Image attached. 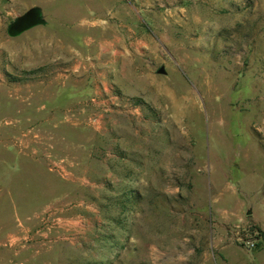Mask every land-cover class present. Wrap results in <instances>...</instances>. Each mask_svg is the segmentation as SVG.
Instances as JSON below:
<instances>
[{
  "label": "rangeland",
  "instance_id": "rangeland-1",
  "mask_svg": "<svg viewBox=\"0 0 264 264\" xmlns=\"http://www.w3.org/2000/svg\"><path fill=\"white\" fill-rule=\"evenodd\" d=\"M255 230L264 0H0V264H264Z\"/></svg>",
  "mask_w": 264,
  "mask_h": 264
},
{
  "label": "water",
  "instance_id": "water-1",
  "mask_svg": "<svg viewBox=\"0 0 264 264\" xmlns=\"http://www.w3.org/2000/svg\"><path fill=\"white\" fill-rule=\"evenodd\" d=\"M9 3H13L18 0H6ZM44 24L41 19V13L38 9H32L25 12L23 15L17 17L13 22L9 24L6 29L7 36L10 38H16L25 31Z\"/></svg>",
  "mask_w": 264,
  "mask_h": 264
},
{
  "label": "trees",
  "instance_id": "trees-1",
  "mask_svg": "<svg viewBox=\"0 0 264 264\" xmlns=\"http://www.w3.org/2000/svg\"><path fill=\"white\" fill-rule=\"evenodd\" d=\"M255 231H257V230H255ZM257 233H258V237L260 239H262V241L264 242V234H261V232L259 230L257 231Z\"/></svg>",
  "mask_w": 264,
  "mask_h": 264
}]
</instances>
